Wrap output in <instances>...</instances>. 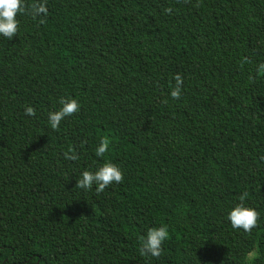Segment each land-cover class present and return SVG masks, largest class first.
Masks as SVG:
<instances>
[{"label": "trees", "instance_id": "16d2710c", "mask_svg": "<svg viewBox=\"0 0 264 264\" xmlns=\"http://www.w3.org/2000/svg\"><path fill=\"white\" fill-rule=\"evenodd\" d=\"M46 7L0 36V264H264V0ZM61 97L80 110L53 130ZM105 162L121 183L75 186ZM245 191L250 233L227 218ZM161 225V256L142 255Z\"/></svg>", "mask_w": 264, "mask_h": 264}, {"label": "clouds", "instance_id": "9594fccd", "mask_svg": "<svg viewBox=\"0 0 264 264\" xmlns=\"http://www.w3.org/2000/svg\"><path fill=\"white\" fill-rule=\"evenodd\" d=\"M46 0H33L31 4H26L25 0H0V36L11 40L13 36L17 35L19 22L17 20L18 14H30L34 18L38 16L47 15ZM167 13H171L172 9H165ZM40 23H44L41 19ZM246 60V58H245ZM259 71H264V63L258 66ZM173 79L175 85L170 91V96L173 99H179L183 86V79L179 73L174 74ZM165 103L167 100L164 101ZM61 107L57 111L48 113V123L50 127L55 130L58 129L60 122L66 117L71 116L80 110L78 100L73 98L61 97L59 99ZM25 115L35 116L36 111L31 106H25ZM110 140L108 138H101L99 144L95 149L97 157H103L109 149ZM66 160H79V155L75 153L74 149H69L63 153ZM123 173L120 168L111 162L103 163L97 170H85L76 180L75 186L80 189H91L95 185L97 194L103 192L109 185L113 183H121L123 181ZM248 196V192H243L239 197L240 203L236 204L227 214L232 228L243 229L244 232L250 233L253 228L257 226L259 213L251 207H246L244 201ZM169 231L167 226L161 225L159 227H151L147 230L146 236L141 241L140 252L144 256L159 258L162 253V244L169 239ZM256 251L248 253V259L252 260L257 257Z\"/></svg>", "mask_w": 264, "mask_h": 264}]
</instances>
